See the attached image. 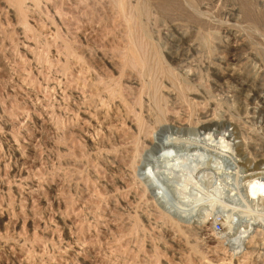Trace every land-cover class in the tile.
Returning <instances> with one entry per match:
<instances>
[{
    "label": "rangeland",
    "instance_id": "obj_1",
    "mask_svg": "<svg viewBox=\"0 0 264 264\" xmlns=\"http://www.w3.org/2000/svg\"><path fill=\"white\" fill-rule=\"evenodd\" d=\"M48 1L40 0L38 6L42 8L39 7L35 10L33 7V12L29 13L27 23L34 29L33 32L25 33L23 27L18 22L12 21V19L6 21L7 24L3 18L0 20V44L4 42L3 52L6 54L5 58L0 56L2 58H0V106L2 107V110L0 108V162H5L0 172V179L5 182L6 186L8 185V187H11V191H14L15 186L17 187L18 183L23 180L19 175L14 177L12 173L14 164L10 162V157L12 156L13 149L10 147L9 142L15 141L18 145V149H20V156L18 157L20 163L19 168L23 170V177H28L23 181L35 180L40 183L38 195H30L28 186L23 183V187H20V194H14V192L10 193L8 190L0 189V213H2L4 218L2 225H0V264H11L13 260L18 261L19 264H264V228L258 229L257 233L248 240L249 252L245 257L234 258L233 261L229 260L232 257L230 255L233 254V251L229 248L230 245H228V241L237 235L238 229H242L241 226L243 222H245V220L242 221L243 216L241 217V215H238V217L234 215L238 213L237 209H239L237 202L223 197L230 196L231 192L229 193V191L233 189L231 184L233 183L232 175H234L233 173L236 171L234 166L229 168L230 166H224L223 164L218 168L217 174H215L216 171L214 172V169H212L213 163L209 162L207 165L209 167L204 166L202 172L204 173L206 171L204 173L206 176L204 179L207 180V183L212 181L213 184L210 182L208 183L211 188L206 185L207 183L203 184L206 182L203 178L200 179V181L195 179L193 182L198 184L189 183V188L193 190H188V186L186 187L188 184L186 183V188L183 190L185 192L182 193H180L182 190L178 192L180 188L174 189V187L172 188L170 184L167 183H164L165 185L167 184V187L165 186L166 188L163 183L162 187L161 184L160 186H153V184H151L153 180L147 178L145 179L147 180L145 181L147 184H144L147 186L149 185L151 188H149V186L147 187L148 193L145 194L146 196H138L136 201H133V203L130 201L129 203V201L126 202L125 198L127 197L128 199V197L133 194V191L141 190L144 185L130 169L133 163L131 159L133 155L132 143H129L132 140V136L129 133H123V135L120 133L115 135L112 139H108L110 137H105L107 143H105L104 139L103 147H101L98 152L97 150L92 151L86 149V155H81V141L79 135L76 133L72 136L65 134L67 130L65 120L67 100L64 95L62 96L67 86L65 81L71 76L72 80L75 81L74 83H76V81L79 80L80 73L81 75L85 73V67L87 66L85 63L82 65L84 59L81 60L79 56L82 55L78 53L81 52L83 47V49L87 47L90 53L91 51L93 53H100L104 50L109 52L113 48V45L122 40L121 38H123V36H129V32L127 31L128 27L116 9L112 8L113 5L111 6L109 0H88L83 2V4L79 3L77 0H63L61 3L60 1L58 2V0ZM202 1L207 4V10H209H204L206 15H203V17L206 16L204 18L207 21L206 23L203 22L204 24H200L199 21H193V26L199 29V31H204L207 28L205 30L206 32L204 31L202 33L215 31L220 39L227 40L231 37L230 33H232V31H238L245 36L255 35L254 37L264 39L263 16L257 18L245 16L247 18L243 17L240 21H234L232 16L233 3L231 0L221 2L220 4L209 0ZM205 1H209V4ZM256 2L260 3L262 6ZM256 2L255 4L258 5L257 8L263 11L264 0H256ZM208 5L211 7L213 6V8ZM1 9L2 7L0 6V10ZM44 10H49L50 17H52V15L53 18L55 17L54 21L45 18L47 17L45 13L39 15L38 12ZM206 12H211L209 14L210 16H207L208 13ZM150 14H152V16L150 15L147 17V23L154 31L152 37L155 38V41L159 38L158 41H160L161 45L158 41L157 43H159V47L161 46L160 49L164 50L169 45V38L168 42H166L167 37L171 36L159 37L158 33L164 29L163 22H160V19L162 21L164 20V22H168L170 18L167 19L164 16L165 19H162L163 15H161L157 9H155V11L152 10ZM154 17L155 20L158 18L159 21L156 20V22L158 21L157 23H155ZM178 18H176V22L184 24V21H181L182 19L178 20ZM207 18H212L213 21ZM198 23L202 25V27ZM253 24L257 32L252 28L254 27L252 26ZM248 25H251V27ZM200 28H203V30ZM251 29L255 34H251ZM56 30H58V33H56ZM199 31L197 30L196 32ZM20 35L22 36L20 37ZM82 36H85L88 42H77L78 38ZM197 36H192V39L194 38L193 41ZM9 37H12V39ZM15 38H17V40ZM64 38H66V40ZM197 38L195 40L196 42L198 40ZM11 40L14 43L11 42ZM24 42L32 50V57H28L27 55L26 57L24 56L25 52L23 51V46H26ZM22 44L24 45L22 46ZM216 46H219V44ZM217 52L212 56H203L200 53H189L187 64L179 68L194 71L195 73H192L198 78L200 77V85L206 91H210V94L212 93L214 95L216 94V91L213 89L216 85V76L213 73L214 68L220 64L218 56H215L216 54L219 55V52ZM71 53L74 54V56ZM246 53L245 51H239V55L241 56H245ZM110 54L115 57L117 55L115 52H110ZM223 55L225 58L227 57L226 60L232 58L229 56L231 54L228 52H225ZM262 61L263 62L259 63H263L261 67L264 65V59ZM66 62L68 63L67 66ZM90 62L92 65L96 66V63H94L95 61ZM80 70H82V72ZM104 73L106 76L111 75L107 71ZM114 76L116 77V75ZM161 80L163 81V78H161ZM52 87H55V89H52ZM92 92L94 93V90ZM87 93L90 94V90ZM131 93V95L128 94L127 96L130 101L136 97V91L134 92L133 90ZM229 96L230 94H228L225 89H222L221 91H217L215 99L217 97V101H219L222 106H226L230 103ZM143 100L146 107L148 105L150 106L151 103L149 102L148 96L145 95ZM228 106H230V104ZM34 108H37V112ZM185 112H187V110ZM38 117L41 118L39 121L37 120ZM5 123H9V126L5 127ZM246 123L245 140L250 147V153H259L263 155L264 124L260 119H249ZM225 131L226 130H216L220 135ZM214 132V130L210 132L212 133L211 137H214ZM170 134L172 137L179 136L168 133L163 135V138ZM69 137L73 138L70 139ZM186 137L187 136H183V138ZM71 147L73 149H71ZM109 149L116 152L119 151L118 153H121V155L125 157L123 158L125 162L122 164V168L125 170L124 177L126 178L124 179L127 181L128 189L126 188L120 191L124 200L120 201L117 199L120 201L117 205L121 204L116 211H111V208L107 209L106 204L111 198L108 197L109 195L106 193L103 194L102 188L98 186L103 179L102 173L98 175L100 180L97 181L98 184L95 185L94 188L86 185L87 174L94 178V172L101 168L98 158ZM145 158L142 155L141 158L137 159L136 165L141 166ZM220 169L223 171L222 174L220 173ZM175 171L178 172V169H175ZM212 171L213 174L211 173ZM79 173H81V175H79ZM170 174L172 177L170 175L169 178L174 179V174L176 176L178 173L171 172ZM216 175L218 178L215 177ZM221 175L223 177H221ZM79 176H81L80 180ZM211 177H213L214 180ZM206 178H209V180ZM217 179H219L220 182L223 180L221 183L223 187L227 186V190L224 188L226 192L223 191V194H221L223 195V199L218 198L219 200L217 197L221 195L219 196V194L215 193V189L219 187ZM69 180H73V182L77 180L80 181L79 191L75 194V191L71 190L73 196L70 195L65 188ZM228 182H230V184ZM192 186H196L195 188L199 189L201 187L200 190L198 189L197 195L204 193V195H201L203 197H201L202 199L200 195L198 196L200 199L197 197L195 191L197 189H194ZM160 187L162 190H159ZM168 187L169 189H167ZM204 187L207 189H202ZM86 188L88 191H86ZM186 189L188 191H186ZM202 190L204 192L201 193ZM189 191H193L190 192L192 195L188 193ZM224 192L229 194L226 195ZM205 193L210 196L208 197ZM184 194L186 195L183 196ZM112 195H114V193H112ZM181 195L184 199L181 198ZM186 196H190V200L188 199L189 202H186L188 204L184 203ZM205 197L210 198V200ZM70 198L74 199V204H76L74 212L69 215L72 218L71 223H73L70 225L72 226L70 232L71 239L66 242L65 236L60 230L53 233L52 237H44L41 235L42 222H46L49 225L53 222L54 216L57 215L58 212L67 215V200ZM177 198H181V201ZM191 198L196 201L191 200ZM204 198L206 200H204ZM259 198H261V196L254 199L252 198L253 200H251L257 202ZM174 200L175 202H173ZM187 205L189 209L186 210L193 212V220L190 222L180 218V213L182 210L186 211L185 208H187ZM259 205L260 206H255L256 209L257 207L259 210L261 207L262 209L264 208V204H261V202ZM83 206L85 209H90L88 212L95 218L94 220L92 219L93 222L98 221L101 223V226H95L92 220H90L91 223H86L87 227H80L82 223H85V219L88 217V214L86 215V213H88L87 210L82 213L79 211ZM233 206L235 210H233ZM179 207L182 210H180ZM192 207L195 209L192 210ZM251 210L252 209H250V211ZM253 210L251 212L249 211L251 217L255 215ZM231 214L232 217L229 218L232 219L231 222H229L230 219L228 216H231ZM134 216L137 218L140 217L139 219L142 220L146 219L141 222L140 228L133 230L129 224ZM142 216H144V218ZM170 217L180 223V228L172 222ZM246 219L249 220L250 218L247 217ZM262 219H264V217H262ZM205 221H209L211 226L207 225L203 228L205 230H203V232L195 229L196 226H201L198 222ZM217 223L222 224L221 233H216L214 231V227ZM224 223L227 225H229V223L232 224L228 232H225Z\"/></svg>",
    "mask_w": 264,
    "mask_h": 264
},
{
    "label": "bare ground",
    "instance_id": "obj_2",
    "mask_svg": "<svg viewBox=\"0 0 264 264\" xmlns=\"http://www.w3.org/2000/svg\"><path fill=\"white\" fill-rule=\"evenodd\" d=\"M59 1L60 3L63 2V0H58V2ZM77 1L83 4V2H86L88 0ZM109 1L111 3V6L113 5L112 8L116 9L118 14L126 22L129 36H123V38H121L122 40L119 43L113 45V48L109 52L104 50L100 53H93L92 51L90 53V51L87 50V47L86 49H83L84 47L82 46L83 50L80 47L81 52L78 53H81L82 56H79V58L81 57V60L84 59V62L82 61V65H84L83 63H85L87 67H85V73H82V75L80 73L81 76L79 75V80L77 79L78 81H76V83H74L75 81L72 80L71 76L65 81L67 83V86L66 89H64L65 92L63 91L62 94V96L64 95L67 100L65 108L67 130L65 134L72 136L74 133H76L79 135V139L81 141V155L85 156L86 149L92 151L97 150L98 152L99 149L103 147L104 139L105 143H107L105 137H110L108 139H112L113 137H115V135H118L120 133H122V135L123 133H129L132 136L131 138L133 140L129 142L132 143L133 150V155L131 156L133 163L132 168H130L132 173L136 177H138L143 184L145 183V181H147L145 179L149 178L150 180H153V182L151 183L153 184V186H160L161 184L162 187V183H167L170 184L172 188L174 187V189L180 188L178 189V192L179 190H182L180 191V193L185 192L183 190L187 186L189 188L190 182L196 185L198 183L193 182L195 179H198L200 181V179H204V177H206L204 174L206 171L203 173L202 170L204 169V166L208 165L209 162L213 163V166H211L212 169H214V172L216 171L215 174H217L218 168L223 164L224 166H230L229 168H231V166H234L236 171L235 173H233L234 175L231 174L233 177V183L231 184V187H233V189L230 191L228 190L229 193L231 192L230 196L228 195L229 193H225L227 190V186L223 187V184H221L223 180L220 182L219 179H217V182L219 183L217 184L219 187L215 189V193L219 194L220 196L221 194H223V191H225L224 193L228 196L221 195L220 197H217V199L222 198L223 196L227 197L229 200H233V202L235 200L238 204V213H235L234 215H241V217L243 216L242 221L245 220L246 223L243 222V225H240L242 229H238L237 235H235L234 238L228 241V245H230L229 248H231V250L233 251V254L230 255L232 257L229 260L233 261L234 258L236 259L238 257H245V255L249 252L248 240L251 239L255 235V233H257L258 229L264 228V219H262V217H264V208L262 209L261 207V209L259 210L258 207L257 209L255 207L260 206V202L261 204H264V154H251L250 147L245 140L246 121H248L249 119H260L264 124V65L261 67L263 63L259 64L260 62H263L262 60L264 59V39L254 37L255 35L245 36L241 32L232 31V33H230L231 37L229 39L222 40L219 38L217 32L215 33V31L202 33L207 28L204 31L200 30V32L199 29L193 26V21H199L200 24H202L203 22L206 23L207 21L204 18L206 16L203 17V15L205 14L204 10H209H207V4L203 3L202 0ZM209 1H213L215 3L218 2L220 4L221 2H227L228 0ZM209 1L205 2L209 4ZM231 2L233 3L232 16L234 18V21H240L245 16H250L253 18H257L259 16L264 17V6L263 11L259 10V8H257L258 5L255 4L256 0H231ZM39 3L40 0H0V6L2 7V9L0 10V20H2L1 18H3V20L6 22L12 19V21L14 20L16 21V23L18 22L23 27V31L25 33L33 32L34 29L27 23V18L29 16V13L33 12L34 9L36 10V8L41 7L38 6ZM211 8H213V6ZM3 9L5 10V12ZM155 9L159 10V13L163 15L162 19L170 18V21H165L166 23L164 22V20L162 21L160 19V22H163L164 29L158 33L159 37L171 36L167 37L166 42H168L169 38V45L167 44L168 46L164 50L160 49L161 46L159 47V38H157V41L159 42L157 43V41L154 40L155 38L152 37L154 31L147 23V17L150 15L152 16V14L150 13L152 10L155 11ZM38 13L39 15L45 13L47 16L45 18L49 19L50 21H54L55 17L53 18V15L52 17H50L51 15L49 14V10L39 11ZM210 13H208L207 16ZM155 17L153 18L154 20ZM176 18H178V20L182 19L181 21H184V24L176 22ZM156 20H158V18ZM156 20L155 23L159 21L158 20L156 22ZM200 26L202 27V25ZM248 26L251 27V25ZM252 26H254V24ZM252 28L255 32H257L255 26ZM195 29H197L199 32H196L197 30ZM200 29L203 30V28ZM251 31L252 29L250 30V32ZM56 33H58V30H56ZM251 34L255 33H253L252 31ZM195 35H199L197 36L198 38L196 37L198 39L197 42L195 41L196 38L194 41V38L192 39V36ZM21 36L22 35H20V37ZM9 38L12 39V37ZM15 39L17 40V38ZM64 39L66 40V38ZM81 41L88 42L85 36L78 38L77 42ZM11 42L13 41L11 40ZM3 44L4 42L0 44V56L2 58H5L6 54L3 52ZM218 44L219 46H216ZM23 45L24 44H22V46ZM23 51L25 52V57L26 55L28 57H32V50L29 48V46H23ZM239 51H245V53L247 51L248 52L245 56H241L239 55ZM110 52H115L117 54V58L111 55ZM216 52L219 54H216L215 56H218L220 64H216L217 67L214 68L213 74H215L216 76V85L213 87V89L216 91V94L217 91H221L222 89H225L228 94H230V103H228L226 106H222V104L217 101V97L215 99L216 94H210V91H206L200 85V77L198 78L194 74V71H191L190 69H179L180 67H183L182 65L187 64L189 53H200L203 56H212ZM225 52L231 54L229 55L232 57L230 60H226L227 57H224L223 54ZM72 55L74 56V54ZM90 61H95L94 63H96V66L92 65ZM67 65L68 63L66 62V66ZM221 65H224L225 67H222ZM1 67L3 68L2 64ZM80 71L82 72V70ZM105 71H107L111 75L106 76L104 73ZM114 75H116V77ZM161 78H163V81L161 80ZM52 89H55V87H52ZM89 90L90 94L87 93L89 92ZM93 90L94 93L92 92ZM133 90L134 92L136 91V97H132L133 100L130 101L128 100L127 96L128 94L131 95V92H133ZM145 95L149 97L151 107L149 105L146 107V104L143 100V97ZM229 104L230 106H228ZM0 108L2 110L1 106ZM34 110L36 111L37 108H34ZM186 110L187 112H185ZM40 119V117L37 118L38 121ZM4 126L8 127L9 123H5ZM212 130L215 131L214 137H211L212 133L210 132ZM216 130L226 131L220 135L216 132ZM168 133L179 136L172 137L170 134L163 138V135ZM183 136L187 137L183 138ZM9 144L13 149L12 156L10 157V162L14 164V170L12 172L13 176L16 177V175H19L21 179L25 180L28 177H23V170L19 168L20 163L18 157L20 156V149H18V145L15 141H10ZM71 149L73 148L71 147ZM118 152L119 151L116 152L111 149L107 150L105 154L98 158L100 160L101 168L100 170L98 169L94 172V178L88 176V174L86 176V185L94 188V186L98 184L97 181L100 180V177H98V175L100 173L103 174V179L98 186L102 188V192H104L103 194L106 193L107 195H109L108 197L111 198V200H109L106 204L107 209L111 208V211L117 210V208L121 204L120 203L117 205V203L124 200L120 191H123L128 187L127 181H125L124 179L126 178L124 177L125 170H123L122 168V164L125 162V159L123 158L125 157H123V155ZM142 155L144 158L146 157L143 160V164H140L141 166L136 165L137 159L141 158ZM4 164V161L3 163L0 162V172ZM175 169H178V172L175 171ZM171 172L178 173L176 176L174 174V179L169 178ZM222 172L223 171L221 170L220 173L222 174ZM211 173L213 174V171ZM79 175H81V173H79ZM80 177L81 176H79V180ZM215 177H217V175ZM221 177L223 176L221 175ZM209 178L206 179L209 180ZM211 178L213 179V177ZM23 180L22 182L18 183L17 187L15 186L14 191H11V187H8V185L6 186L5 182L3 180L1 181L0 179V189L8 190L10 193L14 192V194H20V187L22 188L23 184H25L28 186L30 195H34L39 192V181L37 182L35 180ZM79 180H77L76 182H73V180H69L66 183L65 188L70 195H72L71 190L75 191V194L77 191H79ZM205 181L206 182H204L203 184L207 183V180ZM209 182L212 183V181ZM186 183L188 185H186ZM208 183L206 185H208ZM228 183L230 184V182ZM145 184L142 186L141 190L133 191V194L128 197V199L126 197V202L129 201L130 203V201H132L133 203V201L137 200L138 196H144L145 194H147V187L149 185L147 186ZM166 185L164 184V187ZM209 186L210 184L208 185V187ZM161 187L159 190H162ZM195 187L194 189H197L195 190L197 195V192L201 189V187L200 189ZM149 188L151 187L149 186ZM224 188H226V190H224ZM167 189H169V187ZM202 189L207 188L204 187ZM188 190L193 189L189 188ZM188 190L186 189V191ZM86 191H88L87 188ZM190 192L193 191L188 192L192 195V193ZM202 192L204 191L202 190L201 193ZM112 193H114V195H112ZM188 193L186 192L187 195ZM186 194H184L183 196H185ZM199 195H197V197ZM201 195H204V193ZM201 195L200 198L202 197ZM190 196H186L187 200H184L185 204H188L186 202H189L188 199L190 200ZM207 196L209 197L210 195ZM260 196L261 198L258 199L260 202L257 201V203L255 202V200L254 202L252 201L254 198ZM197 197L195 198L196 200ZM181 198L177 199L180 200ZM205 198L204 200H206ZM117 199H119L120 201ZM182 199H184V197ZM195 199L191 198V200ZM208 199L210 200V198ZM175 200L173 202H175ZM67 201V215H63L58 212V214L54 216L53 222L49 225L46 222H42L43 224L41 235H43L44 237H52L53 233L60 230L64 234L66 242L71 239L70 232L72 226L70 225H72L73 223H71L72 218L69 215L74 212V207L76 206V204H74L75 202L72 198ZM186 209H189L188 205L185 210ZM191 209L193 210L195 208L192 207ZM250 209H254L253 212H255V215H252V217L250 216V212L252 211H250ZM85 210H87L88 212V210L90 209H85L83 206L79 211L80 213H82ZM187 210H182V212L180 213V218H183L187 222H190L193 220V212ZM233 210H235L234 206ZM87 214L88 217L85 219V223H82L80 227H87L86 223H91L90 220L95 219L90 214V212L86 213V215ZM135 216L132 217L131 223L129 224V226L132 227L133 230L140 228L141 222L145 221L146 219L145 218L142 220L139 219L140 217L137 218ZM142 217L144 218V216ZM229 217H232V214L231 216L229 215L228 218ZM247 217L250 219L247 220ZM170 219L175 225L180 228L181 225H179L180 223H178V221H175L171 217ZM231 219L229 222H231ZM3 220V215L2 213H0V225H2ZM93 224L95 226H101V223H99L98 221H94ZM198 224H200L201 226H196L195 229L201 232H203V228H205L207 225L211 226V223L209 221L198 222ZM230 225L232 224L229 223V225H227L224 223L226 230L225 232L229 231ZM11 264L19 263L18 261L13 260L11 261Z\"/></svg>",
    "mask_w": 264,
    "mask_h": 264
},
{
    "label": "built area",
    "instance_id": "obj_3",
    "mask_svg": "<svg viewBox=\"0 0 264 264\" xmlns=\"http://www.w3.org/2000/svg\"><path fill=\"white\" fill-rule=\"evenodd\" d=\"M214 231L216 233H221L222 232V224L221 223H217L214 227Z\"/></svg>",
    "mask_w": 264,
    "mask_h": 264
}]
</instances>
